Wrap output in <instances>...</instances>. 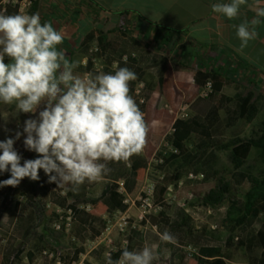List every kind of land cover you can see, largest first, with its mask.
Wrapping results in <instances>:
<instances>
[{"label":"trees","instance_id":"trees-1","mask_svg":"<svg viewBox=\"0 0 264 264\" xmlns=\"http://www.w3.org/2000/svg\"><path fill=\"white\" fill-rule=\"evenodd\" d=\"M79 57L89 58L86 64L77 59L75 73L79 75L114 73L117 67L136 73L138 79L130 84L131 95L145 115L149 133L166 126L165 145L159 149L148 144L127 161L107 162L110 171L98 182L59 188L48 183L49 178L41 169L39 181L25 178L16 187H0V264H30L19 258L20 248L43 226L38 235L42 250L35 255L33 264L42 257L43 264H76L87 252L88 243L102 235L107 217L118 211L127 212L131 206L127 199L136 198L147 179L155 183V199L163 205L162 209L146 214L141 225L131 218L111 255L94 250L87 264H107L109 256L115 261L125 248L140 251L146 245H155L158 258L153 264H230L239 254H246L242 244L245 235L251 228L261 231L264 227V96L251 94L248 89L224 90L232 100L221 110L215 102L221 84L215 80L214 91L204 97L211 103L208 111L202 114L190 109L189 118H177L181 106L185 102L191 104L200 95V83L211 78H196L198 71L182 78L175 73L176 64L167 58L160 64L151 63V52L128 31L118 32L115 38L90 32ZM97 61L104 62V66L97 68ZM5 62H9L7 57ZM141 82L145 86L138 93ZM184 93H189V97L183 99ZM3 107L0 103V119ZM244 119L253 125L252 132L223 144L227 162L223 151L216 149L215 138L227 135ZM171 126L175 131H169ZM13 133L12 127L9 134ZM36 154L24 149L21 165L35 160ZM152 156L156 162H151ZM151 164L163 172L151 174ZM192 168L214 185L194 201L183 203L178 197L167 203L170 184H179L182 179L197 182L189 177ZM10 175V170L0 173V181ZM122 180L125 191L121 190ZM190 205L216 210L227 207L221 231L198 226ZM165 231L174 236L173 242L161 239ZM188 247L194 251H187ZM263 252L264 246L258 240L252 254L261 257Z\"/></svg>","mask_w":264,"mask_h":264},{"label":"clouds","instance_id":"clouds-1","mask_svg":"<svg viewBox=\"0 0 264 264\" xmlns=\"http://www.w3.org/2000/svg\"><path fill=\"white\" fill-rule=\"evenodd\" d=\"M247 4L248 0H231L213 4L212 11L232 20ZM255 11L264 17V8ZM260 23L257 18L251 26H238L241 52L257 38ZM63 40L62 32L51 22L42 23L38 13L0 15V103L14 105V115L35 114L45 105L39 119L24 122L15 140L0 141V172L11 173L0 187H16L25 178L39 181L41 169L48 183L59 188L98 182L110 171L107 162L127 161L146 145L149 124L130 88L138 79L136 73L117 67L114 73L76 74L78 62L58 49ZM24 133L25 148L39 158L22 166L14 144ZM161 239L175 238L165 231ZM154 249L155 245L140 251L125 248L119 259L109 256L107 264H153L158 258Z\"/></svg>","mask_w":264,"mask_h":264},{"label":"crops","instance_id":"crops-1","mask_svg":"<svg viewBox=\"0 0 264 264\" xmlns=\"http://www.w3.org/2000/svg\"><path fill=\"white\" fill-rule=\"evenodd\" d=\"M230 2L231 0H35L30 15L38 13L42 23L51 22L55 29L62 32L64 40L58 48H72V62L78 59L88 63L89 58L82 59L79 54L82 43L90 32L97 31L115 38L118 32L128 31L151 52V63L160 64L167 58L176 64L175 73L182 78L198 71L196 78L208 77L220 83L221 90L216 92L215 102L223 110L232 100L224 90L238 92L248 89L251 94L264 96V17H257L255 11L256 7L264 8V0H248V4L241 6L240 14L232 20L212 11L213 4ZM0 7V15L21 14L18 4L1 2ZM257 18L261 20L256 26L257 38L250 41L241 52L237 28L244 22L251 26V21ZM103 66L104 62L97 61V68ZM189 95L184 93L183 99ZM210 104L199 95L190 104V109L205 114ZM165 128L163 126L158 132L148 133V136L162 135ZM194 219L196 221L195 217ZM250 232L252 235L256 232L251 250L253 251L258 240L264 246V227L261 231L251 228L247 234ZM244 247L248 254V249L245 245ZM23 248L32 253L31 257L21 256ZM41 250L39 238L32 237L20 248L19 258L33 264L35 255ZM255 257L261 260L263 254ZM237 259L230 264H260L247 261L243 263V260ZM43 263L42 257L38 264Z\"/></svg>","mask_w":264,"mask_h":264},{"label":"rangeland","instance_id":"rangeland-1","mask_svg":"<svg viewBox=\"0 0 264 264\" xmlns=\"http://www.w3.org/2000/svg\"><path fill=\"white\" fill-rule=\"evenodd\" d=\"M60 50H63L66 53L67 58H72L71 53L73 51L72 48H58ZM45 105H41L40 109L37 110V113L32 114V113H28V114H24V113H20L19 115H14L15 114V106L14 105H6L4 104V110H3V118L0 119V136L2 141H6L8 138L14 137L15 140V136L17 132H21L23 133V129H24V122L28 119H39V112L44 110ZM13 123H15V127L13 126ZM13 127L14 129V133L13 135L9 134V131L11 130V128ZM252 128L253 125L251 123H249L246 119H244L241 124L233 129H230L227 132V135L224 136H217L215 138V147L218 150H222L224 153V157L226 159L227 162L228 159V153L223 150L222 146L224 143H227L229 141H231L232 139H235L236 137L239 136H245L248 135L252 132ZM170 131V129H169ZM167 132H163L162 135L161 134H157V135H149L147 136V141L146 144L148 145V143H153L155 144L159 149L163 148V146L165 145V136H166ZM193 137V136H192ZM26 138V133H24L20 140H17L14 144V148L15 150L19 153L22 154L23 150L26 149L25 145H24V139ZM0 154H2V150H0ZM37 158H39V154L37 153ZM155 168V167H154ZM157 169V168H156ZM163 170L159 169L158 173H162ZM194 173L197 177L194 179H197V182H193V183H188L187 179L184 181L183 185H177L176 190H177V196L179 198H181L183 200V203H185L187 200L189 201H194L195 199H197V196L199 194L202 193H206L214 184L213 182H209L207 180H204L203 175L199 172V170L197 168H192L189 170V173ZM189 211L194 215V217L196 218V223L197 225H207V226H211L212 229H216V230H220L222 229V222L224 220V218L226 217V212H227V207H223L221 209H210L208 207H204V206H192L190 205L189 207ZM140 214V210L136 207V206H132L130 209V216L138 223L141 224V220L139 219L138 215ZM44 229V226L41 227L38 232L36 233V238H38L39 233H42ZM252 232H250L249 234H247L244 237L243 240V245L246 246V248L248 249V254H243V255H239L237 258V260H243L244 262H251V263H259L260 264H264V253H263V257L262 259L258 260L255 256L252 255V245L254 243L255 240V233L254 235L251 234ZM32 253L27 249V248H23L22 252H21V256L22 257H31Z\"/></svg>","mask_w":264,"mask_h":264},{"label":"built area","instance_id":"built-area-1","mask_svg":"<svg viewBox=\"0 0 264 264\" xmlns=\"http://www.w3.org/2000/svg\"><path fill=\"white\" fill-rule=\"evenodd\" d=\"M35 0H2V2L18 4L21 8V14L30 15V9L33 6ZM200 95L202 97H209L214 91V82L212 79L203 80L201 83ZM145 83L141 82L138 85L137 92L141 93L144 88ZM144 99L142 98V101ZM190 104L185 102L181 108L180 112L177 114V118H189ZM175 131V128L171 126L170 132ZM145 150V147H144ZM151 162H156L154 156L151 158ZM154 164H151L150 173L159 174ZM4 173V172H0ZM190 178H196L197 176L194 173L189 174ZM184 179H182L179 184L172 183L168 187V196L166 202L171 204L178 199L177 196V185H183ZM121 190L125 191L124 180L120 182ZM127 202L130 203V209L132 206H136L140 210L138 215L139 219H144L145 215L148 213H155L162 209L163 205L160 202H157L155 199V183L151 179H147L143 188L141 189L139 195L136 198L129 197ZM130 209L127 212L118 211L112 217H107V223L102 235L93 241H90L87 245V252L82 255V258L76 264H87L86 260L89 258V255L94 250H99L104 252L106 255H111V252L116 249V243L119 239L120 234L126 229L132 218L130 214ZM71 213V212H70ZM68 219H71V216H68ZM135 223L138 224L136 221ZM58 227H61L60 221L56 222ZM187 251H194L192 247H188Z\"/></svg>","mask_w":264,"mask_h":264}]
</instances>
